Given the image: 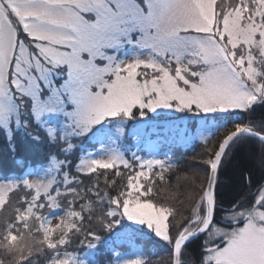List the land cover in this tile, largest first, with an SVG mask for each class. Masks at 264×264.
Returning a JSON list of instances; mask_svg holds the SVG:
<instances>
[{"label": "snow or ice", "instance_id": "obj_1", "mask_svg": "<svg viewBox=\"0 0 264 264\" xmlns=\"http://www.w3.org/2000/svg\"><path fill=\"white\" fill-rule=\"evenodd\" d=\"M258 108L264 0H0V137L43 161L0 180L12 210L0 264H150L120 251L148 241L171 246L172 264H189L193 243L198 264H264V176L242 170L247 195L227 208L217 194L226 159L253 142L264 152ZM194 143L204 178L185 177L192 206L178 215L157 183L178 168L172 148Z\"/></svg>", "mask_w": 264, "mask_h": 264}, {"label": "rangeland", "instance_id": "obj_2", "mask_svg": "<svg viewBox=\"0 0 264 264\" xmlns=\"http://www.w3.org/2000/svg\"><path fill=\"white\" fill-rule=\"evenodd\" d=\"M149 115H154V114L150 113ZM177 115H181V114H177ZM153 139H155V137H153ZM130 145H132V141L128 140L125 142L124 146L128 147ZM77 147L78 149H90L91 144L89 143L78 144ZM179 148H180L179 146L173 147L171 152L169 153L170 155L174 153V155H172V158L174 160L179 161L178 167L179 166L180 167H179V170H177L178 173H176L175 171L174 176H171L170 179H167V180L165 179L164 182H158L159 185H157V191L159 192L158 199L161 202L171 203L175 207L178 215L189 213L191 210V206H192L191 202L187 199V193L191 191L194 185L192 184L190 180H186L185 177L186 176L192 177L194 180H197V182H199L200 180H203L204 178V168H205V165L200 160V156L203 152L202 147L201 149L194 151V153L192 154L193 157L191 156L186 157L187 152L186 153L182 152L181 149L179 152L178 151ZM161 149L163 152L168 151L167 146H162ZM132 150L133 151L140 150L141 155H144V156L148 155V150L147 148L144 147L143 144L140 146V149H137L135 146H132ZM261 154L264 155V152H262V150H261ZM71 159L75 160L76 156L71 157ZM18 160L25 161L26 162L25 167H27L28 169H31V167L34 164H37L38 166L36 170L37 172H40V170L43 167V161L37 157L36 149L34 148L33 145H31L30 143H24L18 147V150L14 155L8 154L5 150L3 137H0V177L5 178V176L7 175L10 176L9 175L10 173L21 172V168L17 169L18 166H17L16 161ZM73 172H74V169H73ZM170 196L174 198L169 199ZM11 213H12V210L8 205H5L3 208H0V217L8 216ZM62 214H63L62 211L53 213V215L57 217L52 220L53 225L59 223L58 216ZM45 215H49L47 210H45ZM97 215H99V212L97 213ZM86 229L100 231L99 225L95 221H93L92 223L88 222V226L86 227ZM36 235L39 236V234H36ZM162 243L165 246H169L167 245L166 242H162ZM169 247L171 249V246ZM120 251L122 253V256L126 258H134L139 252H141L137 248H132L129 250H127L126 248H121ZM201 251L202 249L200 248V255H201ZM200 255H199V258H200ZM0 258L7 259V257H5L3 254V250H0ZM105 258L106 257H103V258L100 257L101 260ZM199 258L193 259L189 255H187V253L185 254V260L188 261L189 264H198ZM41 259L43 260V257H39V260ZM172 259L173 257H172L171 252H168L164 254L163 258L160 260V263L164 261L163 262L164 264H172Z\"/></svg>", "mask_w": 264, "mask_h": 264}, {"label": "trees", "instance_id": "obj_3", "mask_svg": "<svg viewBox=\"0 0 264 264\" xmlns=\"http://www.w3.org/2000/svg\"><path fill=\"white\" fill-rule=\"evenodd\" d=\"M252 120L256 123L264 121V109L258 108L255 113L252 114ZM179 152L180 149L182 152H187V156H192L194 151L201 149V146H198L197 144H190L187 146H179ZM161 152L162 149H160ZM178 152V154H179ZM177 154V153H175ZM78 155V153H77ZM262 154H261V148L258 143H248L243 145L239 150L235 151L234 154L225 160L224 163H222L219 176H218V186H217V194L219 197V201L221 202V206L223 208H227L229 204L234 201L235 199L247 195L248 185L246 181L241 180V171H245V175L247 176L248 173H250L253 178L257 181L260 180L262 176H264V168L260 167V160H261ZM37 164H34L31 169L35 170L37 168ZM180 167V166H179ZM179 167L174 169L171 173L166 174V180L170 179L171 176H174L175 171L179 170ZM17 169H20L19 167ZM29 170L27 167L24 169H21V172L17 173H10V176L5 177H12V176H21L24 174L25 171ZM4 178L0 177V180H3ZM86 179V178H85ZM87 183V179H86ZM157 185H159L157 183ZM103 180H101V189L103 190ZM98 212L100 210L98 209ZM97 212V213H98ZM88 226V221H85L82 225L84 231H88L86 227ZM83 235V234H81ZM107 235V234H106ZM75 239V238H74ZM72 247H75V244H73ZM129 250L128 248H126ZM132 249V248H131ZM140 251H142L145 255V258L150 262V264H164L162 261L160 263V260L163 258L164 254L171 252V249L169 246H165L162 242H153L148 241L146 243H142L139 247ZM109 252L108 246H102L101 253L107 254ZM187 255H189L193 259H198L200 255V247L198 243H193L191 247L189 248ZM106 257L104 255L99 256L100 259L103 257ZM164 260V259H163ZM41 264H43V260H40Z\"/></svg>", "mask_w": 264, "mask_h": 264}]
</instances>
